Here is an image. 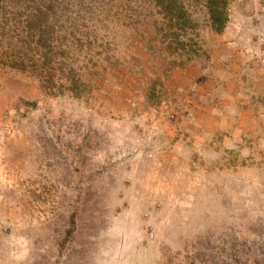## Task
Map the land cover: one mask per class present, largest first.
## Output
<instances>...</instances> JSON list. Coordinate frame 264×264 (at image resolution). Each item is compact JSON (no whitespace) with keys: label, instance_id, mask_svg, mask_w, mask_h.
I'll list each match as a JSON object with an SVG mask.
<instances>
[{"label":"rangeland","instance_id":"rangeland-1","mask_svg":"<svg viewBox=\"0 0 264 264\" xmlns=\"http://www.w3.org/2000/svg\"><path fill=\"white\" fill-rule=\"evenodd\" d=\"M44 1L66 71L46 94L0 67V264H264V0H230L223 33L186 0L198 52L154 0ZM235 67L257 129L204 142L194 106Z\"/></svg>","mask_w":264,"mask_h":264},{"label":"trees","instance_id":"trees-1","mask_svg":"<svg viewBox=\"0 0 264 264\" xmlns=\"http://www.w3.org/2000/svg\"><path fill=\"white\" fill-rule=\"evenodd\" d=\"M154 3L165 12L167 23L162 31H166V38H172L177 43L176 47H173L172 40L168 48L170 50L176 48L174 50L176 52L181 48L182 51L184 49L198 52L196 46L193 47L181 37L185 33L189 34L190 28L193 31L197 30L189 19L191 15L186 0H154ZM204 5L212 30L215 33L225 32L230 20V0H204ZM55 14V5L44 0H0V67L24 72H29L33 68L30 72L35 74L40 72V76L44 77L42 91L46 94L50 84H57L59 80H63L64 77L59 73L66 71L57 67L61 63H57L52 56L57 46L55 41L57 22H53ZM17 48L22 49V55L18 53L17 56L14 53ZM30 50L35 51L31 59L28 52ZM171 64L174 66L175 61ZM69 70L70 74L65 76L67 86L74 94L80 96L88 90V84L74 75L76 70L74 65ZM22 103L38 105L39 101L23 98ZM19 110L21 106H18Z\"/></svg>","mask_w":264,"mask_h":264},{"label":"crops","instance_id":"crops-1","mask_svg":"<svg viewBox=\"0 0 264 264\" xmlns=\"http://www.w3.org/2000/svg\"><path fill=\"white\" fill-rule=\"evenodd\" d=\"M229 58H232V55L228 52L220 55L216 54V59L218 60H228ZM237 71L235 67L233 70L234 74L231 75L232 78L230 77L229 81L222 85L218 84L216 93H207L201 99L202 104L194 106V121L202 126V133H199L204 142H209L211 135L221 134L222 132H230L235 136L234 138L225 139L231 142L238 138H243L244 135L250 136L257 129L252 113L247 110H240L241 93L236 82L238 78L234 77ZM227 114L235 115L238 119L235 118L234 121L231 120L230 123H227Z\"/></svg>","mask_w":264,"mask_h":264}]
</instances>
